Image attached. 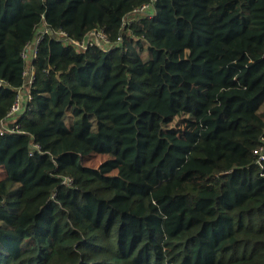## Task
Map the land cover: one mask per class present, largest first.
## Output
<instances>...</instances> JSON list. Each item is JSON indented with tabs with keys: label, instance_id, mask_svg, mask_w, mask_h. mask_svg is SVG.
<instances>
[{
	"label": "trees",
	"instance_id": "16d2710c",
	"mask_svg": "<svg viewBox=\"0 0 264 264\" xmlns=\"http://www.w3.org/2000/svg\"><path fill=\"white\" fill-rule=\"evenodd\" d=\"M146 1L0 0V121L42 24L112 42L41 36L0 134V264H264V0H153L121 29Z\"/></svg>",
	"mask_w": 264,
	"mask_h": 264
},
{
	"label": "built area",
	"instance_id": "2783aa9c",
	"mask_svg": "<svg viewBox=\"0 0 264 264\" xmlns=\"http://www.w3.org/2000/svg\"><path fill=\"white\" fill-rule=\"evenodd\" d=\"M152 1L153 0H148L132 9L123 19L121 29H124L127 24L133 22L139 17H151L153 12ZM45 33L54 34L59 38H65L68 44L72 45L77 51H83L93 46H98L102 50H107L112 45V42H110L108 36L101 28L90 30L85 33V36L81 40H76L67 38L66 32L61 29L53 30L52 28H48L45 24L38 27L35 37L31 42L25 45L21 52V57L27 64L26 69L23 72L25 79L27 78V82L26 80L24 81L23 87L20 89L17 99L8 112L6 118L0 121V134H3L6 131L14 132L18 129V124H10L15 122L17 114L24 110L26 101L30 99L29 87L32 84L34 75L32 60L36 56L37 44L41 36ZM121 39L122 36L120 35L117 37L115 42H119ZM33 146L37 147L36 144H32V147ZM253 154L255 155L254 162L262 167V163L264 161V132L260 136L258 146L253 149Z\"/></svg>",
	"mask_w": 264,
	"mask_h": 264
},
{
	"label": "rangeland",
	"instance_id": "374dc122",
	"mask_svg": "<svg viewBox=\"0 0 264 264\" xmlns=\"http://www.w3.org/2000/svg\"><path fill=\"white\" fill-rule=\"evenodd\" d=\"M143 56H146V53L144 52L142 54ZM26 82H27V78L25 79ZM67 120L69 119L70 117V112L67 111ZM177 122L180 123V120H174L172 123H170V125H177ZM106 156L104 155H94V156H90V157H85L84 158V163L85 165L87 166H91V167H96L97 165H99V163H101L103 160H105Z\"/></svg>",
	"mask_w": 264,
	"mask_h": 264
},
{
	"label": "crops",
	"instance_id": "0c3cea01",
	"mask_svg": "<svg viewBox=\"0 0 264 264\" xmlns=\"http://www.w3.org/2000/svg\"><path fill=\"white\" fill-rule=\"evenodd\" d=\"M3 175V170L0 169V178Z\"/></svg>",
	"mask_w": 264,
	"mask_h": 264
}]
</instances>
